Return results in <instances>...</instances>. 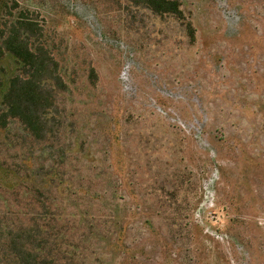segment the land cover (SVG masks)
<instances>
[{
	"label": "rangeland",
	"instance_id": "1",
	"mask_svg": "<svg viewBox=\"0 0 264 264\" xmlns=\"http://www.w3.org/2000/svg\"><path fill=\"white\" fill-rule=\"evenodd\" d=\"M176 1L0 0L55 74L47 126L0 129V264L39 243L3 224L35 230L18 182L44 161L67 180L48 200L60 264H264V0Z\"/></svg>",
	"mask_w": 264,
	"mask_h": 264
},
{
	"label": "trees",
	"instance_id": "2",
	"mask_svg": "<svg viewBox=\"0 0 264 264\" xmlns=\"http://www.w3.org/2000/svg\"><path fill=\"white\" fill-rule=\"evenodd\" d=\"M145 1L147 7L154 13L182 15L180 4L176 0ZM8 19L7 16L6 22L0 26V60L11 57L16 70L13 72L0 66V129H6L9 122L18 120L29 131L30 136H33L35 131H41V128L47 126L49 114L40 111L45 108L42 84L51 80V78L46 79V75L52 77L55 74L54 70H51V64L46 60L47 52L44 44L37 41L35 21L24 15L16 20ZM62 163L55 161L47 164L44 161L36 167L25 166L27 172L19 176L21 182H18V186L26 188L27 193L38 201V206L35 208H38L39 212L33 213L36 217L34 223L36 233H33L34 231L29 227L25 228L20 222L7 219L3 224L4 238L6 242L10 240L14 247L20 244L23 238L39 243L35 247L33 244L27 245L23 242L22 249L29 253L31 259L17 260V253L12 250L7 256L9 260L7 264H60L59 256L48 251L53 239L52 221L57 215L50 214L56 204L53 200L51 202L48 200L53 194L52 191L60 186L63 187L67 181L66 174L61 171ZM2 179L3 177L0 176V184Z\"/></svg>",
	"mask_w": 264,
	"mask_h": 264
}]
</instances>
